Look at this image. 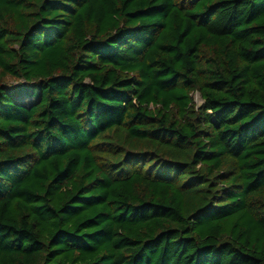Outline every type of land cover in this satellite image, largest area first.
<instances>
[{
	"label": "trees",
	"instance_id": "1",
	"mask_svg": "<svg viewBox=\"0 0 264 264\" xmlns=\"http://www.w3.org/2000/svg\"><path fill=\"white\" fill-rule=\"evenodd\" d=\"M7 78L0 264H264V0H0Z\"/></svg>",
	"mask_w": 264,
	"mask_h": 264
},
{
	"label": "rangeland",
	"instance_id": "2",
	"mask_svg": "<svg viewBox=\"0 0 264 264\" xmlns=\"http://www.w3.org/2000/svg\"><path fill=\"white\" fill-rule=\"evenodd\" d=\"M2 84L11 88L10 91L15 94L17 102L25 105H30L36 102V95L33 94L35 91L34 88H36L35 86H27L24 84V82L11 78H7L6 80L0 82V85ZM193 97L197 105L200 106L203 103L199 93H195Z\"/></svg>",
	"mask_w": 264,
	"mask_h": 264
}]
</instances>
